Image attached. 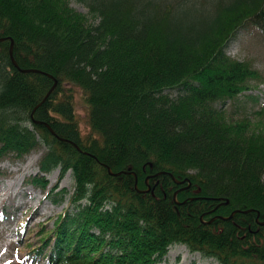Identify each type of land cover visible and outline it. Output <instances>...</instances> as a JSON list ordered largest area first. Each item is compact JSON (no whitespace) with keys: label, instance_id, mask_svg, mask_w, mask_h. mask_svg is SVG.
I'll return each instance as SVG.
<instances>
[{"label":"trees","instance_id":"obj_1","mask_svg":"<svg viewBox=\"0 0 264 264\" xmlns=\"http://www.w3.org/2000/svg\"><path fill=\"white\" fill-rule=\"evenodd\" d=\"M70 1L0 0V157L43 147L31 182L74 178L72 192L47 190L70 208L34 257L156 264L185 244L264 264V70L227 53L241 29L264 37V0H77L88 13ZM10 38L21 68L47 74L21 71ZM55 79L34 117L66 139L31 116ZM243 99L260 104L237 117Z\"/></svg>","mask_w":264,"mask_h":264},{"label":"rangeland","instance_id":"obj_2","mask_svg":"<svg viewBox=\"0 0 264 264\" xmlns=\"http://www.w3.org/2000/svg\"><path fill=\"white\" fill-rule=\"evenodd\" d=\"M70 4L80 12L88 13V8L77 0ZM232 57L238 59L250 58L255 65L264 70V37L255 29L241 30L227 48ZM256 93V91H254ZM260 103H264V92ZM76 111L80 118L82 133L88 131L86 105L82 92L76 90ZM249 99L242 100V114L252 115L259 107ZM44 148L38 147L23 157L12 154L0 157V264H47L48 257H34L33 247L39 246L42 237L41 229L53 228L58 215L63 213L70 204L68 199L54 202L46 197V192L57 185L73 190L74 178L71 170L60 178V168L45 173L48 181L46 189L34 185L31 181L43 175L40 170V160ZM50 252V248L47 249ZM156 264H221L213 257H205L200 252H192L184 244H174L163 261Z\"/></svg>","mask_w":264,"mask_h":264},{"label":"water","instance_id":"obj_3","mask_svg":"<svg viewBox=\"0 0 264 264\" xmlns=\"http://www.w3.org/2000/svg\"><path fill=\"white\" fill-rule=\"evenodd\" d=\"M3 39H6V37H1V38H0V40H3ZM10 39H11V38H10ZM10 56H11V59H12L13 63H14V64H15V65H16L21 71H23V72H41V73H45V74H47V72H44V71H42V70H40V69H37V68H21V67L18 65V63L16 62V60H15V58H14V55H13V40H12V39H11V44H10ZM57 83H58V81H57V79H55L53 85L50 87V89L48 90V92L46 93V95L44 96V98L42 99V101H41L38 105H36V106L34 107L33 112L36 110V108H37L39 105H41V104H42V103H43V102L49 97V95L51 94V92L53 91V89L56 87ZM32 119H33V121L36 122V123H44V124L49 128V130H50L54 135H57L60 139H66V138H63V137L59 136V135L55 132V130L53 129V127H52L48 122L36 119V118L34 117L33 114H32ZM71 142H72L77 148L80 149L79 145H78L76 142H74V141H72V140H71ZM110 172L113 173L112 170H110ZM122 172H131V171H128V170H121V171H118V172H115V173H116V174H121ZM136 179H137V177H136ZM247 210H251V209H247ZM258 214H259V212H258ZM225 218H227V217H225ZM263 223H264V221H263Z\"/></svg>","mask_w":264,"mask_h":264},{"label":"bare ground","instance_id":"obj_4","mask_svg":"<svg viewBox=\"0 0 264 264\" xmlns=\"http://www.w3.org/2000/svg\"><path fill=\"white\" fill-rule=\"evenodd\" d=\"M34 113H35V111H34V112L32 111L31 116H32V114L34 115ZM161 172H162V171H161ZM161 172H160V173H161ZM160 173H159V174H160ZM175 179H176V181L179 182V180H178L177 178H175ZM188 185H189V184H188ZM235 211H238V210H235ZM240 211L247 212L248 210H247V209H245V210H239L238 212H240Z\"/></svg>","mask_w":264,"mask_h":264}]
</instances>
